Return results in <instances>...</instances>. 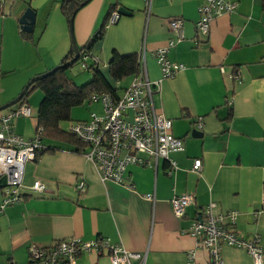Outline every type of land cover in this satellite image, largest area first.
I'll list each match as a JSON object with an SVG mask.
<instances>
[{
  "label": "crops",
  "instance_id": "crops-1",
  "mask_svg": "<svg viewBox=\"0 0 264 264\" xmlns=\"http://www.w3.org/2000/svg\"><path fill=\"white\" fill-rule=\"evenodd\" d=\"M203 1L152 0L148 18L144 0H88L79 8L72 34L79 48L98 31L112 4L130 12L113 24L106 20L90 59L97 60L109 78L114 52L128 56L144 47L146 77L160 81L153 106L171 121V133L181 139L183 150L173 156L176 168L171 173L161 159L156 168L127 167L124 185L101 181L82 151L71 152L73 146L69 152L57 150L28 161L21 201L0 213V264H35L28 254L30 245L46 248L68 238L121 245L145 254V264H185L191 253L195 264H209L207 250L187 235L209 203L223 213H237L235 232L259 240L264 264V11L259 0H228L236 4L235 10L215 17L208 34L202 35L195 22ZM60 2L0 0V55L5 46L10 55L16 53L25 80L59 64L72 46ZM27 8L34 11L30 33L19 24ZM173 18L182 19L181 39L167 50L166 58L184 69L161 80L154 52L176 41L177 33L168 26ZM133 77L121 81L118 95ZM22 86L0 88V107ZM192 130L201 137L193 138ZM195 159L201 160L199 172L192 169ZM35 181L44 184L42 192L31 191ZM78 182L85 184L83 190L77 189ZM183 194L192 196V202L176 217L171 199ZM220 257L222 264H253L240 248L221 246ZM76 264H110L108 252L82 253Z\"/></svg>",
  "mask_w": 264,
  "mask_h": 264
},
{
  "label": "built area",
  "instance_id": "built-area-1",
  "mask_svg": "<svg viewBox=\"0 0 264 264\" xmlns=\"http://www.w3.org/2000/svg\"><path fill=\"white\" fill-rule=\"evenodd\" d=\"M152 0H144L145 16L148 18ZM236 4L228 0H204L198 8L199 18L195 29L207 35L211 21L222 13L235 10ZM120 14L113 10L107 24L115 23ZM171 31L177 33L176 41H169L167 46L154 52L160 67L161 80L171 78L184 69L182 64L171 63L166 58L167 50L181 39V18L169 20ZM139 68L129 84L116 99L108 94H98L91 98V103L101 102L102 115L91 113L82 121H71L67 132L75 136L83 145L82 156L89 162L101 181H113L124 185V174L129 166L156 168L158 160H164L171 173L175 168L173 156L183 150L180 138L171 133V121L163 114L155 111L152 96L159 82H149L144 68V47L137 53ZM89 54L81 56V67L86 68ZM93 61L96 62L93 58ZM237 79V77H235ZM33 110L25 103L11 107L0 114V213L7 207L21 201L20 187L25 164L34 160L41 147L42 130L38 129L33 138L25 140L13 133V126L20 117L32 118ZM197 130L202 128L200 120ZM192 169L201 170V160L195 159ZM85 184L77 183V189L83 190ZM31 191L42 192L45 189L40 181L33 182ZM145 198L154 201L152 194ZM192 202V196L183 194L171 199L172 212L182 217L186 207ZM264 206V202H263ZM235 211L223 213L216 204L209 203L203 214L194 220L187 235L195 239L208 252L209 264H222L221 246H230L245 250L253 260V264L263 263V252L258 239H245L234 230ZM228 221V223H226ZM106 249L110 264H145V254L131 252L121 245L110 244L102 239L83 241L79 238H68L54 242L50 247L41 248L35 245L28 247L30 259L35 264H76V258L82 253ZM194 254H189L185 264H195Z\"/></svg>",
  "mask_w": 264,
  "mask_h": 264
},
{
  "label": "trees",
  "instance_id": "trees-1",
  "mask_svg": "<svg viewBox=\"0 0 264 264\" xmlns=\"http://www.w3.org/2000/svg\"><path fill=\"white\" fill-rule=\"evenodd\" d=\"M259 1L261 9L264 11V0ZM82 3L83 1L79 0H61L60 11L62 15L65 16L67 23L70 19H73ZM118 9L119 8L113 4L110 6L107 16L98 31L80 48V55L72 65L80 61L83 54H89L91 52L94 44L103 37L106 20H108L111 12ZM21 35L23 38H29V35L24 33H21ZM73 56L74 52L71 46L68 53L56 66H60L71 60ZM72 65L66 68H59L50 76L33 83L19 103L14 105L26 104V98L29 97L32 91L39 90L43 95L36 112L32 113V117L35 118L34 133H36L38 129L42 130V135L40 137L41 147L37 150L34 160H37L40 155L45 153H54L60 150L50 145L49 143L51 142L73 146L74 148L71 152L77 154L84 150V145L75 136L69 134L67 130H64L61 123L73 121L71 119V110L85 103H91V98L94 95L108 94L113 99H116L118 97L119 88L115 87L112 83H119L134 76L138 73L139 68L137 54L120 56L114 52L108 62L109 78L105 77L99 70L97 66L98 61H90V64L86 62L87 66L83 70H87L91 73V79L83 85H77L67 73V70Z\"/></svg>",
  "mask_w": 264,
  "mask_h": 264
},
{
  "label": "rangeland",
  "instance_id": "rangeland-1",
  "mask_svg": "<svg viewBox=\"0 0 264 264\" xmlns=\"http://www.w3.org/2000/svg\"><path fill=\"white\" fill-rule=\"evenodd\" d=\"M7 49L11 53L10 48L5 46L4 51L2 52V55H0V80H1L0 88L2 91H6L9 88L17 87L18 85H23V86H22V88H20V90L17 92V94L13 98L8 100L7 102H4L1 105H5L8 102L15 99L18 96V94L21 92L23 87L27 84V82L31 78L35 77V76H32L28 80H25L27 78V74H25V72L23 73V70H21V68L19 67V64L18 65L16 64L18 62L16 53L11 54L14 57V59H12V57L8 53ZM90 61H91V59L89 58L86 61L87 64H90ZM13 67H16V69H14ZM45 72L46 71L41 72L39 75H41ZM67 73L77 85H83L84 83H86L87 81H89L91 79V73L88 72L87 70L82 69L80 61H78L77 63L72 65L67 70ZM36 76H38V75H36ZM123 82H125V80H123ZM123 82L118 83V88H120L124 85ZM42 96L43 95H42L41 91L35 90L34 92L32 91L31 94L29 95V97L26 98V105L29 106L33 110L34 113L37 110L38 104L41 101ZM12 107H14V106H12ZM9 109H11V108H9ZM9 109L0 112V114L5 113ZM91 113H95L96 115H99V116L103 114V108H102V104L100 101L95 102V103H85L82 106L73 108L71 110V119L73 121L86 120L89 118ZM70 122L71 121L62 122L61 123L62 128L64 130H66V128L68 127ZM34 126H35V118L34 117H32V118L20 117L17 119V121L15 122V124L13 126V133L23 137V139H25V140H28V139L33 138V136H34V133H33ZM49 144L59 148L60 153L61 152H64V153L69 152L70 146H68L66 144H62V143H58V142H51ZM35 163H32V164L34 166H36L35 168H38L37 164H35ZM28 173H29V169L26 166V170H25L26 176Z\"/></svg>",
  "mask_w": 264,
  "mask_h": 264
},
{
  "label": "water",
  "instance_id": "water-1",
  "mask_svg": "<svg viewBox=\"0 0 264 264\" xmlns=\"http://www.w3.org/2000/svg\"><path fill=\"white\" fill-rule=\"evenodd\" d=\"M88 2V0H85L80 7L84 6L86 3ZM118 13L121 16H127L130 14L129 11H127L126 9H124L123 7L118 9ZM19 24L21 25V30L24 33H30L31 32V27L34 24V11L31 8H27L24 13L22 14L21 18L19 19ZM68 26H69V32H70V36H71V42H72V48H73V52H74V56L71 60L65 62L64 64L60 65V66H54L53 68L47 70L45 73L35 76L34 78H31L27 84L23 87V89L21 90V92L18 94V96L13 99L12 101L8 102L7 104L3 105L0 107V112L5 111L9 108H11L12 106L16 105L17 103H19V101L22 99V97L24 96V94L26 93V91L28 90V88L35 83L36 81L42 80L48 76H50L52 73H54L57 69L59 68H66L69 67L70 65H72L74 62H76V60L78 59L79 55H80V48L77 46V44L75 43L74 39H73V19H70L68 22ZM191 136L193 138H199L201 137V133L196 131V130H192L191 131ZM2 184V180L0 179V186Z\"/></svg>",
  "mask_w": 264,
  "mask_h": 264
}]
</instances>
